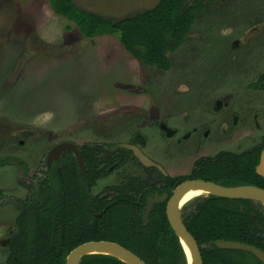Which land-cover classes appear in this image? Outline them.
Wrapping results in <instances>:
<instances>
[{
    "label": "rangeland",
    "instance_id": "obj_1",
    "mask_svg": "<svg viewBox=\"0 0 264 264\" xmlns=\"http://www.w3.org/2000/svg\"><path fill=\"white\" fill-rule=\"evenodd\" d=\"M73 1L114 19L158 2ZM191 29L187 40L168 53L171 67L157 70L126 52L115 33L84 37L51 9L49 0H0V159L17 158L26 166L8 161L0 167L1 229L14 227L16 199L28 194L22 183L41 175L48 150L58 142L115 145L139 138L170 175L188 173L198 154L191 152L189 140L177 146L176 136L163 135L158 121L183 132L179 120L194 122L203 105L229 92L238 107L257 115L258 126L249 123L245 137L238 133L234 144L223 138L216 149L251 146L260 139L264 92L249 84L264 71V0L204 2ZM234 40L239 42L232 47ZM140 168L132 158L97 181L91 195ZM244 259L255 264L250 255Z\"/></svg>",
    "mask_w": 264,
    "mask_h": 264
},
{
    "label": "trees",
    "instance_id": "obj_2",
    "mask_svg": "<svg viewBox=\"0 0 264 264\" xmlns=\"http://www.w3.org/2000/svg\"><path fill=\"white\" fill-rule=\"evenodd\" d=\"M215 1L158 0L152 8L118 19L80 8L73 0H49V3L55 13L74 23L84 37L115 33L124 50L141 65L168 70L171 67L168 53L186 41L204 2ZM263 145L264 135L259 146L241 154L220 152L213 158H199L192 177L205 178L203 174L211 171L215 176L213 181L220 185L264 187V179L254 170ZM80 148L86 168L84 178L73 154L66 150L42 177H36L37 183H22L28 194L16 205L18 214L6 264H65V257L72 248L91 240L115 241L146 264H186L180 242L166 219L164 203L154 206L147 224L144 225L141 218L145 196L155 190L167 191L166 178L155 177L150 183L129 179L124 186L113 187L111 200L114 202L101 216H96L94 214L109 202L108 195L91 198L87 189L110 172L108 165L115 161V166L123 164L131 152L88 143ZM8 161H15L20 169L25 166L22 160L9 157L0 159V166ZM138 194H141L140 203H136ZM180 214L197 242L202 264H247L245 255H250L255 264H262L249 252L218 248L214 244L221 239L237 240L264 251V208L260 203L197 195L181 207ZM79 264L125 263L110 255L92 253L82 256Z\"/></svg>",
    "mask_w": 264,
    "mask_h": 264
},
{
    "label": "flooded vegetation",
    "instance_id": "obj_3",
    "mask_svg": "<svg viewBox=\"0 0 264 264\" xmlns=\"http://www.w3.org/2000/svg\"><path fill=\"white\" fill-rule=\"evenodd\" d=\"M202 11H203V9L201 10V12ZM192 26H193V24H192ZM191 30H190V32H191ZM238 42H239L238 40H234L232 42V47H235L236 45H238ZM263 74H264V71L256 78V80L254 82L249 84V87L253 88L255 90H260V91L264 92V79H261ZM253 83L255 84V86H252ZM234 97H235L234 93L229 92L228 95H225L223 97V99H222L223 101L221 99H216L210 106L203 105L201 107L199 118L197 120H195L194 122L189 121L186 123H182L184 125L183 126L179 123L180 122V120H179L178 126H180L181 129H183V130L185 129V131H183V132L178 131L177 128H170V127L168 128V126L165 123L158 121L157 126L163 135H165L167 137L168 136L169 137L176 136L177 140L175 143H177V146H181V145H183L184 142L189 140L190 145H192V147H193V150L191 152L198 154V157H196V159L194 160L193 166L188 173L170 175V173L166 167H164L159 161L154 160V158H152L149 154H147L146 150L142 147V144L144 143V141H139V138L131 139L127 143H120V144H115V145H107V144L104 145L102 143H88L90 145L102 146L106 149L109 147L112 149L120 147V148L127 149L131 152V155L130 154L128 155L126 161L123 164H121L119 166H115L116 165V161H115V162L111 163L110 165H108L107 168L109 169L110 172L116 168H120V167L126 165L128 162H130L132 160V158L138 162L139 166H141V168H140L141 172L140 173H138V174L134 173L133 177H125L124 179L120 180L121 181L120 183H117L114 185H109V186L105 187L101 192H98L94 195H91V193H90V190L92 189V187L97 183V181L106 178V176L110 172L106 176L98 178L95 181V184L91 188L87 189V194L91 198H95L97 196L102 197V196L108 195L106 200H108L109 202L103 206L101 211L95 213L94 215L101 216L102 213L106 210V208L114 202L113 200H111V198H112L111 195L114 194L113 190H112L113 187L124 186L128 182L129 179H134L140 183L141 182H149L150 183L153 181V178L158 177V179L161 180L162 177L164 176L167 180L166 184L168 185V190L167 191L162 190L160 193L155 190V191H153L152 194H150V195L148 194L145 196L143 206H142V211H141V218H142L143 224L145 225L148 223L149 214L154 209V206L156 204H160V203H154L153 204V208L150 210V212L147 215V222H144V211H145V206H146L148 197L154 196L155 193H157L159 195H161L162 193H166L167 196L169 197L171 195L172 189L174 187H176L179 183H181L182 181L187 180V179H203V180L215 182V181H213L215 179V176H213L211 174V171H207L208 172L207 174H203V177H205V178L207 177V179L201 178V177H199V178L192 177L193 167H195V162L199 158H206V157L213 158L217 154H219L220 152H229V153H233V154H241L247 150H250L253 147L259 146L263 141L264 133L260 136V139L251 146L243 145V143H241V145L239 143H236V145H234L231 149H224V148L216 149L220 143L219 140H221L223 138H225V140H227L228 142H231L232 144H234V142L238 138V136H237L238 133H241L240 138L245 137V129H248L249 123L250 124L253 123L254 125H256V127L258 126L257 122H256L257 115L255 113H251V110L242 104L240 105V107H238V103H236L234 101ZM231 101H233V102L229 103ZM182 116H187V115L184 114ZM167 117H168V115H167ZM239 118H242V120L239 121ZM84 144H86V143H83L81 145L77 144L80 151H81L80 147ZM122 144H132V145L137 146L147 157H149L155 163L159 164L163 168L164 173L154 166H148L147 167V166L142 165V163H140V161L134 156L133 151L131 149H128L126 147L121 146ZM167 147L164 149L163 154H165ZM263 147H264V145L261 147V149ZM261 149H260V151H261ZM63 151H66V150H63ZM63 151H61L56 158L52 159L49 165L47 164L46 158H45V163H44L45 169L43 170V172L45 170H47L48 168H50L52 166V164L60 158L61 153ZM69 151H71V150H69ZM260 151H259V155H260ZM71 153L73 154L72 151H71ZM168 154H170V153H168ZM81 155H82V153H81ZM73 156L76 160V157L74 154H73ZM46 157H47V154H46ZM82 158H83V156H82ZM258 159H259V157H258ZM76 163H77V160H76ZM83 163H84V160H83ZM102 164H104V163H102ZM102 164H100V166H102ZM3 166H5V165H3ZM77 166H78V163H77ZM255 166H254V170H255ZM0 167H2V166H0ZM56 167H57V165H55V168ZM24 168H26V166H24ZM78 168H79V166H78ZM84 168H85V164H84ZM152 168L156 169L162 176L159 175ZM79 171L82 175V178H84L86 175V168H85L84 174L82 173L80 168H79ZM43 172L41 173L40 176L35 175L33 177L34 178L32 181L33 184L37 183L36 177H42L43 176ZM255 173H256V171H255ZM257 175L260 176L259 174H257ZM260 177H262V176H260ZM181 178H183V179H181ZM25 184H27V183H25ZM262 184H264V182ZM259 187L264 188L262 186H259ZM81 188H83V187H81ZM200 195L207 197L210 194H200ZM10 198H12V197H10ZM23 199H25V196L23 198H17L16 204H18L20 202V200H23ZM231 199H242V198H231ZM249 200L255 202L256 204L259 203L255 200H252V199H249ZM140 202H141V194H138L137 198H136V203H140ZM90 203H91V201H90ZM161 203H164V211H165V203L166 202L164 201ZM7 231H8V234H6L5 236L1 235V233L7 232ZM13 231H14V228H12V230L8 229V227H3L2 229L0 228V236H1L0 237V258L3 257V260L0 261V264H6L8 259H9V256H10L9 244H10V239H11V235H12ZM91 241H98V240H91ZM108 241H110V240H108ZM113 242H115V241H113Z\"/></svg>",
    "mask_w": 264,
    "mask_h": 264
},
{
    "label": "water",
    "instance_id": "obj_4",
    "mask_svg": "<svg viewBox=\"0 0 264 264\" xmlns=\"http://www.w3.org/2000/svg\"><path fill=\"white\" fill-rule=\"evenodd\" d=\"M121 146L131 149L134 156L144 166H154L164 173L163 168L147 157L137 146L132 144H122ZM63 150H71L76 157L78 166L84 174L85 168L83 158L78 145L71 141H61L53 145L46 157V162L49 165L51 160L56 158L58 154ZM257 174L264 178V147L260 151L258 163L255 166ZM190 187H200L205 190L203 194H210L219 197L226 198H242L252 199L259 202L264 208V188H261L252 184H241V185H220L215 182L203 180V179H187L179 183L171 191V195L168 197L166 193L161 195L155 193L154 196L148 197L144 211V222H147V215L153 208L154 203H165V216L175 236L178 238L180 245L183 249L186 258L187 256L183 247L185 243L191 251V264H202L201 255L197 242L185 227L180 210L181 207L187 202L183 203L180 207H177V201L181 194ZM190 200V199H189ZM188 200V201H189ZM215 246L223 249L241 250L249 252L254 255L262 264H264V251L250 243H245L237 240H216ZM95 250H102L105 252H96ZM111 252V253H108ZM92 253H100L110 255L124 262L125 264H146L139 256L120 245L119 243L98 240V241H86L74 248H72L65 257V264H79V260L82 256Z\"/></svg>",
    "mask_w": 264,
    "mask_h": 264
},
{
    "label": "bare ground",
    "instance_id": "obj_5",
    "mask_svg": "<svg viewBox=\"0 0 264 264\" xmlns=\"http://www.w3.org/2000/svg\"><path fill=\"white\" fill-rule=\"evenodd\" d=\"M205 193V190L203 188H200V187H190L188 188L187 190H185L181 196L179 197L178 201H177V207H180L183 203H185L186 201H188L189 199L197 196V195H200V194H203ZM264 205V203H263ZM183 247H184V250H185V253H186V256H187V264H191V251L189 249V247L183 243ZM96 252H105L107 253L106 251H102V250H95ZM108 253H111V252H108Z\"/></svg>",
    "mask_w": 264,
    "mask_h": 264
}]
</instances>
